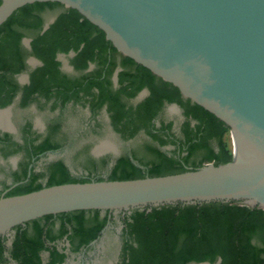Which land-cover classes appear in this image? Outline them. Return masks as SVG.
Wrapping results in <instances>:
<instances>
[{
    "label": "trees",
    "instance_id": "trees-1",
    "mask_svg": "<svg viewBox=\"0 0 264 264\" xmlns=\"http://www.w3.org/2000/svg\"><path fill=\"white\" fill-rule=\"evenodd\" d=\"M47 13H53L54 20L43 30ZM24 37L31 38L30 51L22 46ZM70 51L74 52L69 63L75 75L62 71L57 58ZM29 55L41 65L29 71L28 83L21 86L16 77L27 70ZM143 89L148 94L131 103ZM18 94L20 107L36 103L44 108L50 102L54 110L71 103L87 107L92 118L105 108L112 129L122 140L143 133L150 142L117 157L106 176L93 174L97 167L91 158L84 164L88 172L81 176L74 175L61 159L40 171L28 168L25 160L10 174L11 183L2 184L0 196L62 183L173 174L232 160L227 124L184 98L172 83L121 54L103 30L59 2L26 4L0 26V107L10 105ZM172 103L183 115L177 132L173 120L162 118L164 108ZM59 127V123L49 125L46 136L32 144L39 135L27 122L21 129L22 144L8 133L0 135V153L7 157L24 151L26 159L56 150L61 143L53 136ZM28 144H32L30 149ZM168 146L172 149L167 150ZM107 164L108 159L100 161L102 166ZM107 217V211L77 210L17 225L9 246L7 237L0 236V264H62L68 253L57 244L67 241L71 252L88 247L99 238ZM122 223L117 264H214L219 258V264H264V209L259 206L208 202L136 208ZM43 253H47L46 260Z\"/></svg>",
    "mask_w": 264,
    "mask_h": 264
},
{
    "label": "water",
    "instance_id": "water-1",
    "mask_svg": "<svg viewBox=\"0 0 264 264\" xmlns=\"http://www.w3.org/2000/svg\"><path fill=\"white\" fill-rule=\"evenodd\" d=\"M33 2H59L76 9L103 30L121 54L222 120L230 127L232 160L173 174L70 182L2 195L0 236H10L6 246L15 226L77 210L107 211L101 234L111 214L122 210L208 202L264 209V0H1L0 26ZM53 20L46 21L43 30ZM30 40L22 39L28 51ZM25 82L27 76L21 84ZM147 94L143 89L136 98L140 101ZM170 105L183 119L181 108Z\"/></svg>",
    "mask_w": 264,
    "mask_h": 264
},
{
    "label": "rangeland",
    "instance_id": "rangeland-1",
    "mask_svg": "<svg viewBox=\"0 0 264 264\" xmlns=\"http://www.w3.org/2000/svg\"><path fill=\"white\" fill-rule=\"evenodd\" d=\"M54 17L53 13L46 14V21H49ZM29 38V37H25ZM22 46L27 50L25 42ZM71 56L59 54L58 60L61 62L62 70L70 75H75L76 72L71 68L69 58ZM32 63V62H30ZM17 80L24 82L25 79L22 75L17 76ZM138 99L135 98L131 103H137ZM59 110H51L50 108L30 107L25 109L18 108L15 105L7 114L8 122H22L24 119H30L35 129L44 133V125L50 119L58 115ZM64 124L63 130L57 138L63 141L65 145L61 149L49 153V158L45 162H39L35 166L37 171L43 170L44 167L54 159H62L68 165L70 171L76 175H85L88 171L84 168V164L88 158H91L96 163V169L93 174L95 176H106L108 168L111 166V162L124 153H128L130 150H139L147 142H150L149 138L143 133L139 134L131 140L124 141L117 134H115L110 128L108 121V115L104 110L99 113L98 118L90 117L88 108L68 105L64 111ZM162 118L165 120H173L175 123L174 130L178 131L179 124L183 120L181 113L173 105H167L163 112ZM97 127V129L95 128ZM3 129V127H1ZM0 129L1 132H5ZM11 131V134L16 135V131L13 132L11 128H5ZM114 133V134H113ZM16 137H19L16 135ZM19 139V138H18ZM227 139L233 149L231 135H227ZM167 150L172 147H166ZM85 151L86 154H85ZM84 152V153H83ZM117 156V157H116ZM102 159H108V164L105 166L100 165ZM17 159L10 158L7 161H2L0 158V189L3 183L10 181V178L5 175L4 172L12 171L16 164ZM5 168V171H4ZM10 184V183H9ZM130 211L122 210L111 214L112 218L110 224L100 234L99 238L94 244H90L86 248H82L78 252H71L67 241H60L57 245L59 248L63 247L68 250L67 257L62 264H117L119 261V255L122 245V218L128 215ZM12 234V232H10ZM10 237V236H5ZM7 243V242H6ZM43 259H47V253L42 254ZM7 264H15L10 261Z\"/></svg>",
    "mask_w": 264,
    "mask_h": 264
},
{
    "label": "flooded vegetation",
    "instance_id": "flooded-vegetation-1",
    "mask_svg": "<svg viewBox=\"0 0 264 264\" xmlns=\"http://www.w3.org/2000/svg\"><path fill=\"white\" fill-rule=\"evenodd\" d=\"M30 38V37H29ZM31 56L32 55H29L27 58H26V60H25V62H26V65H27V70L26 71H24V72H22V73H20L19 75H22V78L23 79H25V76H27L28 77V80H29V71H31L32 69H34V68H36L37 66H39V65H41V62L39 63L38 61H36L35 59H33V58H31ZM39 60V59H38ZM30 62H32V63H30ZM61 70H62V66H61ZM63 71V70H62ZM17 79V78H16ZM17 82L22 86V85H24V84H26V83H28V82H25L24 84H21V82L20 81H18L17 80ZM19 97H20V95L18 94L17 96H16V98L14 99V101L10 104V105H8V106H10V108L8 109V110H1V112H2V116L0 115V129H2L1 127H3V129L2 130H4L5 132H1L0 133V135H2V134H4V133H8L10 136H11V139L12 140H14V141H17L18 143H20V144H22V143H24V141H23V135H22V131H21V129H22V127L27 123V122H30V124H31V131L32 132H34L36 135H39V138H37L36 139V141L35 142H33L32 144H36V143H38V142H40L45 136H46V134H47V130H48V126L49 125H53L54 123H59V125H60V127H59V132L58 133H56L54 136H53V139H55V140H58L60 143H61V147H63L64 145H65V140L63 141L62 139H58L57 138V136L58 135H60V133L62 132V128H63V124H64V115H63V111H64V109L68 106V105H72L71 103H68L67 105H65L63 108H56V109H54V110H59V112L61 111V113H58V115L56 116V117H54V118H52V119H50L48 122H46L45 123V125H44V129H45V131H44V133H40V131H38V130H36L35 129V125H34V123L30 120V119H24L22 122H20V123H18V122H8V119H7V114L10 112V110L15 106V105H17L18 106V108H20V109H25V108H30V107H34V106H36V107H38V105L36 104V103H32V104H30V105H28V106H26V107H20L19 106ZM74 106H80V105H74ZM7 107V106H6ZM46 107H48V108H50V102L49 103H47L46 105H45V107L44 108H46ZM81 107V106H80ZM4 108V107H3ZM39 108V107H38ZM84 108H87V107H84ZM39 109H41V108H39ZM89 110V109H88ZM102 110H104L105 112H106V110H105V108H103ZM102 110L100 111V112H102ZM53 111V110H52ZM99 112V113H100ZM89 113H90V111H89ZM99 113L95 116V118L97 119L98 118V115H99ZM107 114V113H106ZM108 115V114H107ZM90 117H91V113H90ZM109 123H110V121H109ZM174 126H175V123H174ZM4 127L6 128H11L12 130L13 129H15L16 130V135H18V133H19V139L16 137V135L15 134H11L12 132H9V130H7V129H4ZM110 127H111V125H110ZM96 129H97V127H95ZM112 128V127H111ZM119 136V135H118ZM32 144H28V147H29V149H30V147H32ZM61 147L60 148H58V149H56V150H48V151H46V152H44V153H42V154H39V155H33V156H29V157H27L26 159H25V153H24V151H19V152H16V153H14V154H12V155H9V156H7V157H3L2 155H1V153H0V158H1V160L2 161H7L8 159H10V158H14V159H17V161H16V164H15V166L13 167V169H12V171H7V172H4L5 173V175L6 176H8L9 178H10V181L9 182H7L6 184H9V183H11V176H10V174L13 172V171H15V170H17L18 169V167H19V165H20V163L21 162H24L25 160H28L29 162V164H28V168H31L32 166H33V170H35V171H37L36 170V168H35V166L37 165V164H39V162H45V160H47L48 158H49V153H51V152H55V151H57V150H59V149H61ZM86 152L87 151H85V154H86ZM84 153V152H83ZM38 156V157H37ZM116 159V158H115ZM114 159V160H115ZM55 160H58V159H54V160H51V162L52 161H55ZM62 160V159H61ZM114 160L112 161V162H114ZM64 163H65V165H66V162L64 161V160H62ZM110 163L111 165L113 164V163ZM48 163H50V162H48ZM4 171H5V168H4Z\"/></svg>",
    "mask_w": 264,
    "mask_h": 264
},
{
    "label": "bare ground",
    "instance_id": "bare-ground-1",
    "mask_svg": "<svg viewBox=\"0 0 264 264\" xmlns=\"http://www.w3.org/2000/svg\"><path fill=\"white\" fill-rule=\"evenodd\" d=\"M0 115H1V116L3 115L1 111H0Z\"/></svg>",
    "mask_w": 264,
    "mask_h": 264
}]
</instances>
